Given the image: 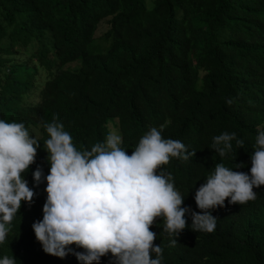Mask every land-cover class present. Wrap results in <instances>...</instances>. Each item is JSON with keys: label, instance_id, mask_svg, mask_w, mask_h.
<instances>
[{"label": "trees", "instance_id": "obj_1", "mask_svg": "<svg viewBox=\"0 0 264 264\" xmlns=\"http://www.w3.org/2000/svg\"><path fill=\"white\" fill-rule=\"evenodd\" d=\"M54 116L78 150L116 131L131 155L156 127L196 151L161 170L173 177L182 207L199 212L196 190L215 165H242L233 171L250 174L255 137L264 131V0H0V119L24 123L40 143L24 173L33 201L21 203L0 259L82 264L72 253L84 250L75 245L63 259L46 254L32 227L47 199L43 124ZM224 132H235L244 147L233 140L221 158L212 145ZM253 191L254 201L225 200L211 210L212 233L193 232L186 213L175 246L158 218L150 230L163 248L161 264H264V186ZM99 264L115 261L109 253Z\"/></svg>", "mask_w": 264, "mask_h": 264}, {"label": "clouds", "instance_id": "obj_2", "mask_svg": "<svg viewBox=\"0 0 264 264\" xmlns=\"http://www.w3.org/2000/svg\"><path fill=\"white\" fill-rule=\"evenodd\" d=\"M43 128L48 135L43 147L50 164L45 177L47 199L42 221L32 227L43 251L61 259L75 245L84 250L72 253L82 264H99L109 253L115 264H161L163 248L154 245L156 234L150 230L158 218L163 221V232L174 237L170 246H175L187 226L186 213L191 214L193 232L212 233L217 226L212 209L224 207L225 200L232 205L254 201L253 189L264 186V131L255 137L250 174L233 171L242 165L229 168L217 163L196 190L194 199L200 211L191 212L182 207L184 197L171 174L161 169L172 158L188 161L196 151H189L178 140L163 138L156 127L140 138L131 155L121 146L123 138L116 131L89 151L77 149L58 117ZM233 140L238 148L244 147L235 132H224L213 137L212 150L224 158ZM39 147L24 123L0 119V244L21 203L33 201L35 193L24 173L35 162ZM42 176L37 168L33 173L36 186ZM0 264H16V260L5 256Z\"/></svg>", "mask_w": 264, "mask_h": 264}, {"label": "rangeland", "instance_id": "obj_3", "mask_svg": "<svg viewBox=\"0 0 264 264\" xmlns=\"http://www.w3.org/2000/svg\"><path fill=\"white\" fill-rule=\"evenodd\" d=\"M148 5L151 6V2L149 1L148 2ZM107 31V24L106 23H103L101 25V27L98 29L97 33H96V36L97 38L100 40L101 37H103L104 33Z\"/></svg>", "mask_w": 264, "mask_h": 264}]
</instances>
